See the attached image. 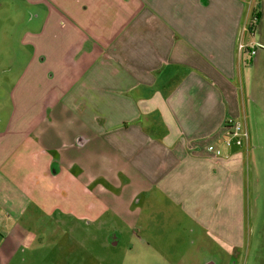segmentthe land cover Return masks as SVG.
Wrapping results in <instances>:
<instances>
[{"label":"crops","instance_id":"crops-1","mask_svg":"<svg viewBox=\"0 0 264 264\" xmlns=\"http://www.w3.org/2000/svg\"><path fill=\"white\" fill-rule=\"evenodd\" d=\"M26 4L28 28L18 41L30 55L9 86L11 111L0 130V264H66L62 250L71 252L75 242L59 240L63 220L76 221L77 210L85 219L82 212L97 201L86 184L76 186V162L66 166L53 150L92 139L103 143L97 158L109 168L85 180L113 179L120 171L183 212L222 219L231 201L219 205V198L236 195L242 159L238 147L224 146L225 125L245 126L240 40L260 24L259 9L249 29L258 3ZM209 145L221 148L222 157L211 156Z\"/></svg>","mask_w":264,"mask_h":264},{"label":"rangeland","instance_id":"rangeland-1","mask_svg":"<svg viewBox=\"0 0 264 264\" xmlns=\"http://www.w3.org/2000/svg\"><path fill=\"white\" fill-rule=\"evenodd\" d=\"M244 1L248 8L260 5L261 20L253 35L246 29L240 40L245 44L241 119L249 151L239 148L241 178L236 195L219 198V205L231 201L232 209L228 212L225 206L222 219L213 223L207 219L211 212H183L158 190L145 188L149 191L145 192L137 179L120 171L113 179L100 174L85 180L89 172L109 168L97 158L105 152L99 139L81 148L53 150L66 166L68 161L76 162V186L86 184L97 201H92L95 208L82 212L85 219H79L77 210L76 221L63 220L59 240L75 242L71 252L62 250L66 264H264V0ZM28 9L26 0H0V130L11 111L9 86L19 79L30 55L18 41L28 28ZM44 262L50 264L49 259Z\"/></svg>","mask_w":264,"mask_h":264},{"label":"built area","instance_id":"built-area-1","mask_svg":"<svg viewBox=\"0 0 264 264\" xmlns=\"http://www.w3.org/2000/svg\"><path fill=\"white\" fill-rule=\"evenodd\" d=\"M239 49L242 50L243 47L240 46ZM249 52L250 55L252 56L255 54V50L253 48ZM225 130L226 131H225L224 146L226 148L236 146L238 148H244L245 152L249 151L247 150L249 147L248 136L245 131V126L242 124V122L229 120L226 122ZM207 152L214 158L219 159L222 157V150L217 146L209 145L207 147Z\"/></svg>","mask_w":264,"mask_h":264},{"label":"trees","instance_id":"trees-1","mask_svg":"<svg viewBox=\"0 0 264 264\" xmlns=\"http://www.w3.org/2000/svg\"><path fill=\"white\" fill-rule=\"evenodd\" d=\"M259 18H260V12H259V5L257 4L251 15L250 26H249L250 30L256 25Z\"/></svg>","mask_w":264,"mask_h":264}]
</instances>
